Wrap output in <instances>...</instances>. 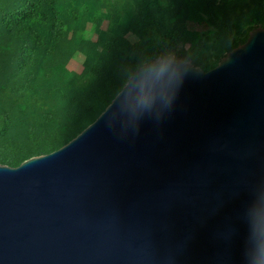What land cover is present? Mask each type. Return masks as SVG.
Returning <instances> with one entry per match:
<instances>
[{
  "label": "water",
  "instance_id": "obj_1",
  "mask_svg": "<svg viewBox=\"0 0 264 264\" xmlns=\"http://www.w3.org/2000/svg\"><path fill=\"white\" fill-rule=\"evenodd\" d=\"M0 264H264V28L208 71L158 57L68 143L0 164Z\"/></svg>",
  "mask_w": 264,
  "mask_h": 264
},
{
  "label": "trees",
  "instance_id": "obj_2",
  "mask_svg": "<svg viewBox=\"0 0 264 264\" xmlns=\"http://www.w3.org/2000/svg\"><path fill=\"white\" fill-rule=\"evenodd\" d=\"M189 22L213 28L214 42L203 43ZM257 27L264 0H3L0 164L17 167L68 143L158 57L208 71L202 49L217 65ZM75 54L84 57L80 74L66 68Z\"/></svg>",
  "mask_w": 264,
  "mask_h": 264
},
{
  "label": "rangeland",
  "instance_id": "obj_3",
  "mask_svg": "<svg viewBox=\"0 0 264 264\" xmlns=\"http://www.w3.org/2000/svg\"><path fill=\"white\" fill-rule=\"evenodd\" d=\"M3 3V0H0ZM188 26L190 29H194L198 32L201 41L205 44H212L214 42V35H213V28L207 25L205 22L201 23L200 25H195L194 23L189 22ZM101 28H105V24ZM90 40L94 41L95 36L89 35ZM130 42H136L137 39L134 36H129ZM202 58L205 59L209 65L216 66V57L212 50L202 49ZM83 62L84 57L81 54H75L66 65V68L76 74H80L83 70ZM213 67V68H214Z\"/></svg>",
  "mask_w": 264,
  "mask_h": 264
}]
</instances>
